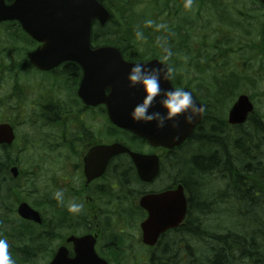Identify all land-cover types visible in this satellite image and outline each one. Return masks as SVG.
I'll use <instances>...</instances> for the list:
<instances>
[{"label": "trees", "instance_id": "16d2710c", "mask_svg": "<svg viewBox=\"0 0 264 264\" xmlns=\"http://www.w3.org/2000/svg\"><path fill=\"white\" fill-rule=\"evenodd\" d=\"M253 13L257 17H260V14H256L255 11ZM222 18V15H220V19L217 20L220 21ZM4 25L10 27L15 26L17 29L14 31L17 30L18 36L17 33L14 35L11 32L0 36L1 39L22 42L21 35H23L25 37L23 39L24 42L28 41L33 44L22 33L17 23H5ZM262 27L264 29V24ZM173 28L175 29V26ZM169 29L170 27L167 30L157 31L155 29L152 33L144 32V36L146 37L145 41H148L150 44L155 42L154 45H157L147 50L144 48L145 51L149 52L150 57L162 58L164 55L157 44L158 37L167 40V44L171 48L173 55L182 52V48L178 46L185 45V38L179 34L180 38L176 39L174 33ZM133 32L135 31L128 30L129 34ZM129 34H122L120 36L123 38L132 37ZM262 35H264L263 31ZM119 41L122 42L123 39ZM182 41L183 45H181ZM256 46L255 43H252V45L251 43H247V47L255 53L258 52ZM137 49L125 48L121 52L126 60L133 62L145 60L146 56L144 53H139ZM8 50L4 49V53H9ZM139 50L143 52V50ZM227 51L234 54L233 50L228 49ZM203 52H208L207 54L210 55L207 49H201V53L198 54L199 58H203L201 55ZM223 52L224 50L220 51L219 54H215L213 56L215 59H212L215 61L213 63L215 66L212 68V73L215 75L214 78H216L213 79V88L210 86L213 94H210L211 96H202L197 90L193 92L196 98L205 106L206 110L202 114L199 124L185 143L186 146L190 145L191 149H185V145L176 149L168 160V167H163L160 171V173H182L181 183L190 196V199L188 201V215L183 225L178 229L167 232L159 241L160 243L165 241V249L172 246V251H164L165 253L163 252V255L152 258V261H154L153 264H264V115H260L257 112L253 116H250L245 124L240 126H229L225 118L219 115L220 108L223 107L228 110L229 105L233 102L237 94L234 91L242 84L237 82L240 74L230 72L226 75H220L218 71L219 67L228 70L232 68L231 66H236L234 64H224ZM245 57H247L246 74L249 73L251 75L254 67L252 65L253 63L251 64L249 61H254V55L250 59L249 55ZM4 58H7V61L3 59L0 64V69H3L7 73L11 72L10 68L17 70L28 68L26 62L15 63V65L9 62L7 55ZM258 59L260 62L264 60L261 55ZM169 61H171V58L166 62L169 63ZM255 65L258 64L255 63ZM263 65L264 61L263 64H260L261 74H263L261 78L255 72V75H251L255 79L250 77L252 78L249 79L250 82L253 79L256 81L257 79H261L260 81L264 80ZM201 67L199 65L196 66L197 69H201ZM61 70L62 74L68 73L74 75L76 66L73 63H65ZM208 73L209 71L205 73L201 72V75L206 77ZM48 74L43 75L48 76ZM77 74L80 76L79 73ZM247 78H245V82ZM55 80L56 78L52 77L53 83H55ZM231 82L236 83L232 88L228 89V84ZM71 83L75 87L77 81L74 80ZM174 84L181 85L180 81ZM188 85L189 83L186 86ZM207 85L204 84V86ZM51 87L53 89V85ZM68 90L71 94L73 93L72 96H75V88L73 91L69 88ZM12 92H17L16 86H14ZM10 98L11 96H8V100ZM250 99L254 100L252 93ZM5 102H7V97ZM6 106L4 109L7 112ZM2 109L3 106L0 103L1 113H3ZM65 110L62 104H55L49 100L48 107L43 108L40 106L37 117L44 125L53 127L55 124L61 123L59 116L61 118L64 117ZM54 115H57V118ZM3 121L4 118H0V123ZM10 123H12L11 120ZM112 128L114 129L113 133H119V136H127L128 134L114 127ZM128 137L131 143L141 142V140L131 135H128ZM15 149H17L16 141L10 146H0V228L2 229L0 235H5L6 233L9 238H13V240L18 242L25 240L26 235L29 236L30 233L34 235V233L33 231L24 229L23 233H21L23 235H20V227L24 228V226L23 223L18 224L17 222L9 226L7 231V227H4V225L9 221L1 219L8 213L15 214L16 205L12 204L10 200L12 194L15 192V184L17 182L13 183L14 179H12L9 172L12 166L18 164L11 153ZM195 150L197 154L193 155L192 151ZM181 151L183 152L181 153ZM123 158L125 156L119 157L117 163L115 161L114 165L112 164L111 169L114 173H134V169L129 160ZM206 181H209L207 187L204 186ZM201 188H208L205 195L201 192ZM23 193L24 197H26L27 193L25 191ZM198 193L200 194L199 198H197ZM24 197L20 201H30L28 196L27 198ZM32 199L34 203L30 204L36 208L37 203L46 202L48 196L45 195L42 199L34 196ZM210 208L214 209L210 211ZM195 210L199 212V217L205 213H216L220 217H229V225L227 227L225 226L223 233L213 231L211 233L207 227H204L200 218H192L191 212ZM33 228L35 229V227ZM182 239L184 240L185 258H183L184 253L181 254V252L174 250L176 240ZM38 240L43 241L44 238L40 235L34 242L40 243ZM11 255L17 264L32 263L37 258L34 256Z\"/></svg>", "mask_w": 264, "mask_h": 264}, {"label": "rangeland", "instance_id": "374dc122", "mask_svg": "<svg viewBox=\"0 0 264 264\" xmlns=\"http://www.w3.org/2000/svg\"><path fill=\"white\" fill-rule=\"evenodd\" d=\"M220 1V4H216L215 11H210L209 15L205 14V11H203L204 13L200 17V11H194V8L192 7L191 10L184 8L185 11H183V15L175 17L173 11L152 10L147 0H138L136 4H138L139 8L144 9L141 11H134V15H137L139 18H131L130 24L135 26L138 25L139 22L145 23L147 19H152L157 23L167 24L168 28L170 27L169 30L174 33L176 39H179V34H181L185 38L186 43L183 45L182 41L181 45L183 46H178L182 48V52L180 54H174L171 57L169 64L175 69L174 74L181 84L187 85L189 83L188 86L190 87V90L193 92L197 90L202 96H211L210 94H213L211 87L213 88L212 85H214L213 79H216L214 78L215 75L212 73V68L215 66L213 64L215 62L213 61L215 59L213 56L224 50V64H234L236 66H231L232 68H229L228 70L219 67L218 71L220 75H226L230 72L240 74L239 78H237V82L242 84L238 86L234 92L244 93L249 97L252 93L254 96L253 103L255 113L258 112L260 115H264V80L260 81L261 79H257L256 81L254 80V76H251L253 74L255 75V72L260 75V78L263 75L261 74L260 61L258 58L260 55L264 58V35H262L264 29L261 23L258 20L256 21L257 17L253 14L250 15L247 13L248 11H251L253 7H257V5L256 3H253L252 0H245V4L241 6L243 14H240L239 11L235 14L232 13L231 18L234 23L230 22L229 19L226 20V17H224V23L223 20L219 21L217 19H220V15L223 14V11L227 10V0ZM127 3L131 4L132 1L128 0ZM163 6H165V4ZM237 7H239V5ZM167 12L168 14L166 15L165 13ZM122 16H124V13H122ZM122 21L125 22L124 18H122ZM230 23L237 26L236 29L238 31L233 30L234 34L232 36L235 40L231 39L229 35L220 32V28H223L225 24L228 26ZM174 26L175 29L173 28ZM151 28H153L151 30L155 29L154 26H151ZM15 29H17L15 26L10 27L8 25H2L0 26V36L11 32L15 35V33H17V30L14 31ZM21 37L22 42H13L10 39L7 40L0 38L2 41L0 43V64L3 59L7 61V58H4L5 55L8 56V60L9 62H12V64H18L25 61V52L32 49L34 44L28 41L24 42L23 39H25V37L23 35H21ZM152 43L154 45L155 42ZM247 43H251V45L252 43H255L258 52L255 53L250 50L247 47ZM147 46H149V43L146 44V47ZM4 49H9V53H4ZM201 49H207L210 52V55L207 54L208 52H203L201 54L203 58H199L198 54L201 53ZM228 49L233 50L234 54L227 51ZM145 50H143V52H138L144 53L147 58L149 57V52ZM246 55H249V59L254 55V61H249L251 64L253 63L252 65L254 67L251 75L249 73L246 74V58L248 57H245ZM255 63L258 65H255ZM197 65L202 66L201 69H197ZM262 67L264 68V66ZM10 71L11 72L7 73L3 69H0V103L3 106V113L0 112V118H4V120L10 119L17 125L15 129L17 149H15L14 152L11 151V153L13 158L17 160L18 164L12 167H17L18 172H21L18 173L17 178L14 179L13 183L17 182L15 184L16 189L11 196L10 202L17 205L24 197L23 191L27 193L24 198H27L28 196V199L30 200L28 203L30 204L34 203V200L32 199L34 196L40 199L45 195L50 197V192H55L57 190H63L64 198L68 203L73 201L80 202V199L74 197V195L82 185L83 176L81 175L79 160V156L82 153L81 144H73L74 153L67 148L68 145L66 146L64 144V140L68 137L67 134L65 136V127L68 128V126L64 118L61 119V123L55 124L52 127L44 125L37 117L39 106L44 104L49 106V100L53 101L55 104H62L63 107L66 108L75 105L74 96H72L73 93L71 94L68 88L73 91L74 88L77 87V84L74 87L71 83L74 81L72 78L62 77L61 69L56 71L53 76L56 78L54 81L55 83L52 82V77H50V75L45 76L39 74L30 67L23 70L10 68ZM207 71H209L208 75H206L205 78H202L200 76L201 72L205 73ZM250 77L254 78L252 82L249 81V79H252ZM245 78H247L246 82ZM51 83L53 89L51 87L52 85H50ZM235 83H229L228 89L232 88ZM204 84L207 86H204ZM14 86L17 87V92H12ZM8 96H11L9 100ZM6 97L7 102H5ZM232 104H228L229 108ZM5 106L8 113L4 109ZM219 111V115L226 120L227 109L222 107ZM101 122L102 121H98L97 125H102V137L103 139H106V124L105 122H102L101 124ZM94 125L95 124H93V126ZM119 140L123 143H127L126 138L123 136ZM145 152H147L146 149ZM192 152L193 155L197 154L196 150ZM108 183V180H104L99 182L98 185H107ZM208 185L209 181H206L204 186L207 187ZM201 189V192L204 195L208 191V188ZM66 193L68 194L66 195ZM114 194L115 193H112L111 195ZM199 197L200 194L198 193L197 198ZM36 208L43 212L45 218L49 217V207H45L39 202L37 203ZM213 209L214 208H210L209 210L212 211ZM198 214L199 212L196 210L191 212L192 218H200L204 227H207L211 233L212 231L223 233L225 226L227 227L230 222L229 217H220V215H216V213H205L201 217H199ZM1 219L9 221L4 227L11 226L15 222L18 224L21 223L17 216L12 213L6 214ZM203 230L206 231L204 228ZM0 231L2 232L1 228ZM138 245L139 244L134 243L128 248V252L123 253L118 257H112L109 255L106 259H108L109 264H151L148 252L140 249ZM174 250L181 252V254L184 253L183 258H185L183 239L175 243ZM156 257H159V255ZM48 261L49 258L46 255H41L37 257L34 262L25 264H47Z\"/></svg>", "mask_w": 264, "mask_h": 264}, {"label": "water", "instance_id": "95a60500", "mask_svg": "<svg viewBox=\"0 0 264 264\" xmlns=\"http://www.w3.org/2000/svg\"><path fill=\"white\" fill-rule=\"evenodd\" d=\"M90 1L94 0H13L5 5L4 0H0V23L16 21L23 32L40 44L27 54L36 69L49 71L65 62L77 64L82 71L78 98L89 107L104 105L109 121L117 128L129 131L154 147L170 150L180 146L191 135L202 115L190 125L184 123L183 116H179L174 121L178 127L166 124L162 130H157L154 122L133 121L132 110L144 96L141 87L128 86L127 74L135 63L125 61L115 48L91 49L90 22L94 18L105 20L108 14L106 11H91ZM86 2L89 5L88 9H84L86 11H76ZM258 2L264 7V0ZM93 4L96 6L95 2ZM137 63L150 66L161 64L157 59ZM161 86L163 89L173 88L169 80L162 81ZM159 100L160 97L154 101L150 111H161L163 114ZM252 113L253 105L248 96L240 95L228 112L227 122L242 125ZM13 140L12 127L0 124V145H10ZM121 154L128 155L141 181L150 182L158 173V158L155 155L135 153L120 144H112L93 148L84 159L87 181L104 173L109 160ZM11 173L16 177L17 169L13 167ZM140 206L148 213L141 223L142 242L153 246L162 233L181 224L186 215L187 200L183 187L179 185L175 190L144 196ZM16 212L23 220L41 223L39 214L27 203L19 204ZM73 241L74 258H67L65 252L59 250L49 264H106L94 254L92 242L87 245L88 238Z\"/></svg>", "mask_w": 264, "mask_h": 264}, {"label": "flooded vegetation", "instance_id": "af4514ba", "mask_svg": "<svg viewBox=\"0 0 264 264\" xmlns=\"http://www.w3.org/2000/svg\"><path fill=\"white\" fill-rule=\"evenodd\" d=\"M127 1L128 0H98V2L107 10L108 17L105 20L103 18H95L90 22V43L93 48L110 45L113 47L117 46L119 48H134V42H118L117 35L128 32V30L135 31L137 28L142 31H150L153 29L149 26H145L144 22H139V24L135 26L130 24L131 18H139L137 15H134V11H141L144 8L138 7V4H136L138 0H131V4H128ZM147 1L152 10L173 11L175 17L183 15V11H185L182 7L184 4L183 1ZM194 2L197 3V6L204 5L210 6V8L215 7L214 0H194ZM244 2L245 0H227V10L223 11L222 14V20L224 23V17H226V20L229 19L230 22H233L231 18L232 13L235 14L239 11L240 14H243L241 6L244 5ZM164 4L165 6H163ZM238 5L239 7H237ZM253 12L254 11H248L247 13L254 15ZM255 12L256 14H260V17H257V15L254 16L257 17L256 21L259 18V22L262 25L264 20V11ZM122 13H124V16H122ZM165 14L167 15L168 12ZM122 18H124L125 22L122 21ZM236 28L237 26H234L232 23L228 24V26L225 24L223 27V33L229 35L230 38L233 39V30H237ZM105 39L107 40L103 41ZM106 42L109 43V45L106 44ZM37 47L38 44H35L32 50H35ZM64 64L49 72V75L53 77L56 71L63 68ZM80 72L81 70L76 66V72L74 75L66 73L62 74V77L80 81ZM77 73H79L80 76H78ZM73 98L75 105H72L69 108L64 107L66 110L64 117H62L65 119L69 128L65 127V136L67 134L68 137L64 140V144L66 146L68 145L67 148L72 153H74L73 144H81L82 146V153L79 156L81 175L83 176H81L82 185L78 189V192L75 193L74 197H78L80 202L84 203V209L79 214L71 213L67 208V205L70 202L68 203L64 198L63 203H58L54 198V192H50L48 200L42 203L43 206L49 207L50 213L48 218L44 217L42 211L32 207L38 211L41 216L42 223L40 225L17 217L24 226V228L20 227L21 229L19 234L23 235L21 233H23L24 229H26L33 231L34 235L30 233L31 236L30 234L29 236L26 235L25 240L18 242L13 240V238H9L6 233L3 235L9 240V251L13 255L20 256L39 257L41 255H46L49 258L47 263L49 264L55 258L59 250L65 252L67 258H74L76 252L75 242L73 240L88 238L87 245L92 242L94 254L100 259H105L108 264L109 261L106 258H108L109 255L112 257H118L119 255L128 252V248L134 243L139 244L138 246L140 249L148 252L149 261L152 263V258L163 254L164 251H172V246L165 249V241L162 243L159 242L162 236H164V234L168 231L159 236L153 247H148L143 244L140 225L147 218V212L139 206V201L146 195H156L165 191L174 190L182 181V173H159L150 183H142L138 180L136 173H114L111 169L112 164L114 165L115 161L117 163V159L121 157L116 156L108 162L105 173L87 181L84 173V159L88 156L89 152L93 148L111 145L118 143V141H116V139H114V141L109 138L103 139L102 137L103 129L101 127L102 125H97L98 121L105 122L107 132L109 129H112L109 126V123L106 122L107 116L103 106H86L82 104L76 94ZM44 105L45 107H48L46 104ZM54 117L57 118V115H54ZM59 118L62 119L60 116ZM93 124L95 125L93 126ZM145 149L147 152H145ZM140 150L146 154H154L153 151L146 146H142ZM157 153L162 156L172 155L174 152L165 153L162 149H159L157 150ZM104 180H108L109 183L107 185H98L99 182ZM112 193L115 194L111 195ZM67 194L68 193H66V195ZM186 197L190 199L188 194H186ZM17 206L15 208V215ZM33 227H35V229ZM8 229L9 226L6 230L8 231ZM40 235L44 238V240H38L40 243L34 242V240H37ZM176 241L178 242L181 240Z\"/></svg>", "mask_w": 264, "mask_h": 264}, {"label": "clouds", "instance_id": "9594fccd", "mask_svg": "<svg viewBox=\"0 0 264 264\" xmlns=\"http://www.w3.org/2000/svg\"><path fill=\"white\" fill-rule=\"evenodd\" d=\"M185 9L191 10L194 0H183ZM145 26H154L157 31L167 30L165 23H157L152 19L145 21ZM135 37L138 41H145L146 37L142 30H135ZM157 44L163 52V61H168L173 55L167 40L162 37L157 38ZM175 69L167 64L150 66L145 63H135L131 66L127 74L128 86L135 88L141 87L144 92L143 99L138 102L132 110V119L135 122L155 123L157 130L165 128L166 124L172 127L179 125L174 123L177 117L183 116L185 124L194 123L204 112L205 106L195 101L191 91L184 87L177 86L174 88L163 89L162 81L170 80ZM160 97L159 103L163 109L161 111H150L153 109L154 101ZM54 198L58 203L64 202L63 190L54 192ZM68 211L79 214L84 209L83 202H70L67 205ZM10 243L6 236L0 235V264H16L10 251Z\"/></svg>", "mask_w": 264, "mask_h": 264}]
</instances>
